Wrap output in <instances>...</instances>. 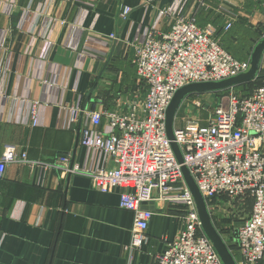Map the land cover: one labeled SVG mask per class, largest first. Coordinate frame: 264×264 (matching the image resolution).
Listing matches in <instances>:
<instances>
[{
	"label": "crops",
	"instance_id": "obj_1",
	"mask_svg": "<svg viewBox=\"0 0 264 264\" xmlns=\"http://www.w3.org/2000/svg\"><path fill=\"white\" fill-rule=\"evenodd\" d=\"M174 1L0 0V154L11 145L40 163L69 155L78 167H111L102 154H88L79 144L86 114L125 113L143 98L133 62L137 41L157 11ZM121 6L132 9L125 20ZM182 12L201 29L212 26L215 40L242 61L264 39V0H183ZM171 24L163 19L157 34ZM44 42L50 47L41 55ZM77 104L82 112L70 123L68 110ZM120 192H98L81 174L7 165L0 178V264H155L154 256L181 228L179 209L152 204L148 242L129 263L133 218L119 208Z\"/></svg>",
	"mask_w": 264,
	"mask_h": 264
},
{
	"label": "built area",
	"instance_id": "obj_2",
	"mask_svg": "<svg viewBox=\"0 0 264 264\" xmlns=\"http://www.w3.org/2000/svg\"><path fill=\"white\" fill-rule=\"evenodd\" d=\"M131 10L121 6L119 17L125 20ZM182 10L183 0L158 10L152 25L137 41L133 62L144 87L143 98L134 100L125 113L86 114L79 144L88 154H102L111 167H78L70 164L69 155L40 163L29 160L24 152L17 154L16 148L8 145L0 154V178L9 164L40 165L62 174L87 176L92 188L101 193L121 190L119 208L133 218L127 247L129 263L148 242V222L154 214L149 206L156 202L171 204L179 209L181 228L176 238L154 256L155 264H223L202 230L183 177L184 166L206 208L220 198L251 201L248 216L235 228L232 241L223 240L236 247L240 256L234 259L236 264H259L264 259V86L248 97L228 90L221 100L225 102L215 108L204 125L189 120L184 121L183 128H176L174 120L180 164L165 128L166 110L174 94L184 86L220 82L250 68V60L239 61L221 47L212 26L199 28L195 19L182 15ZM165 18L172 19L170 30L157 34ZM230 27L227 24L224 31ZM49 47L50 43L44 42L41 55ZM81 112L78 104L72 106L69 122H76ZM29 113L35 125L36 103L30 105ZM102 116L106 118L104 129Z\"/></svg>",
	"mask_w": 264,
	"mask_h": 264
},
{
	"label": "water",
	"instance_id": "obj_3",
	"mask_svg": "<svg viewBox=\"0 0 264 264\" xmlns=\"http://www.w3.org/2000/svg\"><path fill=\"white\" fill-rule=\"evenodd\" d=\"M263 53H264V39L261 40L253 49L250 57V68L244 74H240L236 77L223 80L220 82L190 84L180 88L174 94L166 110L165 128H166L167 138L169 139L171 144V148L175 154L177 161L180 164H182V157L179 148L174 141L173 126H174V120L176 118V114L179 111L184 99L190 95H204V94H212L216 92H223L225 90L233 89L234 87H237L241 84L254 81L258 76V72L260 69V61ZM182 173L186 185L195 202L198 217L204 234L210 240L211 244L213 245L216 253L220 257L223 264H236L234 258L232 257L228 249V246L226 245L221 235L217 232V230L215 229L212 223L204 199L199 193L188 170L184 166H182ZM149 209L153 210L152 205L149 206Z\"/></svg>",
	"mask_w": 264,
	"mask_h": 264
},
{
	"label": "rangeland",
	"instance_id": "obj_4",
	"mask_svg": "<svg viewBox=\"0 0 264 264\" xmlns=\"http://www.w3.org/2000/svg\"><path fill=\"white\" fill-rule=\"evenodd\" d=\"M240 54L248 55L244 50ZM243 59L246 58H238L237 60L242 61ZM221 100L222 97L216 96L211 98H200L197 96L186 97L176 114L175 127L183 128L184 121L189 120L190 122L204 125L210 115L214 112L215 108L225 102V100L223 102ZM207 208L209 209L210 217L215 229L221 235L222 239L227 241L230 235L233 236L235 228H237L248 216L250 202L249 199L236 201L220 198L209 202Z\"/></svg>",
	"mask_w": 264,
	"mask_h": 264
},
{
	"label": "trees",
	"instance_id": "obj_5",
	"mask_svg": "<svg viewBox=\"0 0 264 264\" xmlns=\"http://www.w3.org/2000/svg\"><path fill=\"white\" fill-rule=\"evenodd\" d=\"M236 59V58H235ZM264 86V73L263 72H258L257 78L249 83L241 84L237 87H234L233 90L238 92L241 96L243 97H248L253 90H255L258 87ZM228 93V90H225L223 92H216L213 93L214 96L216 97H223ZM190 96H195V95H190ZM250 202V207H251V201ZM250 211V210H249ZM228 232V231H226ZM233 236H229L230 241H232ZM228 249L234 259H236V247L232 245L230 242L227 243Z\"/></svg>",
	"mask_w": 264,
	"mask_h": 264
}]
</instances>
